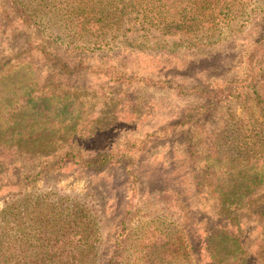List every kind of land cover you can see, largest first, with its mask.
I'll use <instances>...</instances> for the list:
<instances>
[{"label": "trees", "instance_id": "trees-1", "mask_svg": "<svg viewBox=\"0 0 264 264\" xmlns=\"http://www.w3.org/2000/svg\"><path fill=\"white\" fill-rule=\"evenodd\" d=\"M4 1L7 6H0V198L4 200L0 264H194L181 244L185 237L178 231L157 227L164 232L157 236L152 230L132 232L129 228L128 208L140 190L131 162H123L122 167V177L129 179L131 188L122 178L108 183L100 173L109 166L110 153H89L82 145L72 144L74 137L85 138L83 132L44 128L42 123H48L53 111H66L64 98L80 92V87L71 84L73 75L86 69V62L94 57L105 59L123 52L129 41L122 38L130 33L194 36L198 45L221 46L228 38L224 36L239 31L240 22L241 28L246 27L252 5L254 12L264 14V0ZM259 33L244 80L229 75L224 88H209L206 83L211 77L195 79L192 90L205 99L201 109L212 113L223 97L246 99L257 92L256 80L264 71V20ZM115 47L121 50L109 54ZM155 47L162 44L148 46ZM64 49L82 54L73 61L63 56L60 51ZM210 60L215 61V68L230 62L223 54ZM167 81L173 83L171 78ZM188 116L182 122L200 117ZM193 140L192 135L188 143L195 152ZM247 151L241 160L221 162L217 153L216 161L194 162L187 176L190 184L180 174L160 191L175 212L184 211L189 218L186 244L198 256L205 246L206 264H264V145H251ZM71 166L103 180L99 188L106 197L113 186L116 195L130 199L120 203L124 206L117 217L121 230L109 244L103 240L106 222L94 206L34 184ZM198 222L204 226L203 237L198 234ZM129 242L134 249L131 255L126 254ZM109 247L113 250L108 252Z\"/></svg>", "mask_w": 264, "mask_h": 264}, {"label": "rangeland", "instance_id": "rangeland-1", "mask_svg": "<svg viewBox=\"0 0 264 264\" xmlns=\"http://www.w3.org/2000/svg\"><path fill=\"white\" fill-rule=\"evenodd\" d=\"M5 5L7 3L0 0V6ZM251 8L253 14L246 27L241 28L240 22L239 31L224 36L228 38L221 42V46L198 45L194 36L163 38L157 32L146 37L130 33L127 39L122 38L129 41L123 52L105 59L94 57L86 62V69L73 75L71 84L80 87V92L64 98L68 103L66 111L62 112L60 107V112L53 111L47 116L46 125L44 121L42 123L44 128L56 126L55 129L60 131L65 128L83 132L85 138L74 137L72 144L82 145L89 153H110L113 158L100 173L108 183L114 178H122L131 188L129 179L122 177L125 173L123 164L131 162L140 190L133 195V207L128 208L131 209L129 228L132 232L152 230L157 236L164 234L157 227L178 231L185 237L181 244L185 252L191 254L194 264L209 261L205 246L200 247L201 256L189 249L186 244L189 237L186 238L184 231L189 228V218L185 217L184 211L175 212L166 197L160 196V191L166 188L172 177L177 178L174 176L180 174H184L183 180L190 184L187 176L194 162L203 165L213 158L216 161L217 157L221 162L229 158L241 160L247 157L249 146L264 145V71L256 80V93L246 99L225 94L228 96L222 98L218 110L212 113L201 109L205 99H199L198 93L192 90V87L196 88L195 79L200 76L211 77L206 83L209 88L215 85L224 88L229 75L239 81L246 78L245 73L250 70L249 59L256 48L264 20L262 11L256 13L253 10L256 7L252 5ZM151 42H159L162 47L148 48ZM144 43L146 47L141 48ZM65 50L60 52L73 61L82 54L77 50ZM120 50L115 47L109 54ZM218 54L230 61L224 68H215V61L210 60ZM169 78L173 83L167 81ZM188 115L200 117L199 120L191 117L182 122ZM192 135L195 152L188 143ZM34 184L78 197L94 206L106 222L103 240L107 244L121 230L117 217L124 206L120 203L130 199L116 195L113 186L107 190L106 197L99 188L104 181L92 173L71 166L57 176L40 178ZM3 205L4 200L0 198V209ZM192 224L195 225V221ZM197 226L199 236L203 237V224L198 222ZM172 237L175 238V234ZM179 244L176 243V247H180ZM112 250L109 247L107 251ZM132 250L129 242L126 254L131 255Z\"/></svg>", "mask_w": 264, "mask_h": 264}]
</instances>
